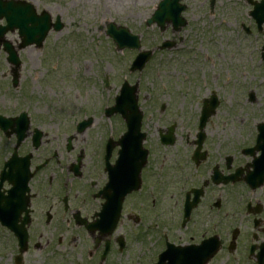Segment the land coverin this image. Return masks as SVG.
Wrapping results in <instances>:
<instances>
[{
	"label": "rangeland",
	"instance_id": "1",
	"mask_svg": "<svg viewBox=\"0 0 264 264\" xmlns=\"http://www.w3.org/2000/svg\"><path fill=\"white\" fill-rule=\"evenodd\" d=\"M28 1L34 3L38 12L47 10L54 20L60 17L64 28L50 31L41 48L33 45L19 51L22 64L17 87L12 86V66L0 49V113L39 109L41 113L35 114L59 115L69 122L92 115V159L95 157L93 165L99 168L98 153L104 142L110 136L119 138L126 129L118 115L108 118L104 109L114 103L123 80L132 84L138 80V72H130L137 50H119L106 34L107 25L114 22L128 27L141 36V50H154L142 72L139 103L145 112L146 146L151 148L148 175L152 181L156 179V188L160 183L161 211L169 208L173 215L179 204L181 207L179 196L185 188L184 178L174 182L170 177L184 172L178 159L182 157L186 166V157L180 154H187L196 138L204 97L215 93L219 99L205 128V148L216 154L221 150L223 154L224 150L249 144L256 134L258 123L264 119V73L259 57L263 41H255L245 31V26L253 27L246 0H216L218 8L213 14L206 0H183L187 4L184 16L188 25L177 33L171 26L164 31L156 25L147 26L160 0ZM7 38L15 45L20 42L17 32L8 33ZM167 39L175 41L176 47L157 51V46ZM106 78L111 81L109 86L106 83L108 87ZM183 92L187 93V101ZM172 124L176 125V142L162 147L159 131ZM4 143L0 137V145ZM188 169L195 171L193 165ZM169 181L172 186L165 188ZM201 181L195 177L189 186ZM132 202L127 211L146 210L145 203ZM161 216L166 215H151L147 225L154 227ZM138 229L143 231L144 226ZM146 238L148 242L150 236ZM3 241L0 237V253L4 250ZM0 264H6L5 257H0Z\"/></svg>",
	"mask_w": 264,
	"mask_h": 264
},
{
	"label": "flooded vegetation",
	"instance_id": "2",
	"mask_svg": "<svg viewBox=\"0 0 264 264\" xmlns=\"http://www.w3.org/2000/svg\"><path fill=\"white\" fill-rule=\"evenodd\" d=\"M249 1L246 3L253 27L245 31L255 41H263L259 57L264 70V17L258 23L252 13L254 5ZM217 2L205 3L212 9ZM23 111L26 116L19 115L22 111L5 115L10 120L7 130L0 125V136L5 141V145H0V180L3 172L10 175L0 186V192L6 196L12 188L15 193L19 189L22 196L19 212L15 207L9 216L13 228L0 221V237L4 239L0 257H5L6 264H159L169 245H172L170 259L162 264H200L184 248L203 243L207 248L203 258H208V251L219 243L207 264H264V183L254 190L244 180L256 168L264 170V160H257L262 151L256 155L252 151L257 147V132L249 144L234 152L224 150L222 154L218 150L216 154L213 149L203 148L198 166L192 159L195 147L180 154L186 157V164L197 168L193 173L180 171L170 178L174 182L181 181V176L184 181L201 178V183L189 191L205 184L203 195L187 219L184 204L189 191L184 201L179 196L183 201L180 211L176 209L173 215L169 208L161 211L160 183L156 188V179L152 181L147 170L151 157L140 170L138 164L131 173L125 169L123 181L128 185L131 179L141 180V188L126 197L114 231L101 234L95 229L90 231L89 226L105 216L101 213L103 190L107 185L108 194L116 196L119 177H112L114 181L109 186L103 148L98 153L100 167L93 165L92 115L69 122L59 115L35 114L41 113L39 109ZM117 153L118 148H114L110 164L116 163ZM178 162L185 166L182 157ZM224 178L236 180L225 184ZM132 200L134 204L145 203L146 210L127 211ZM189 200L193 202L192 196ZM150 213L166 216H161L159 222L156 220L153 227L147 225ZM137 225L144 226V230ZM22 234L27 236L25 246L20 244ZM146 236H150L148 242ZM138 243L140 251L136 248Z\"/></svg>",
	"mask_w": 264,
	"mask_h": 264
},
{
	"label": "water",
	"instance_id": "3",
	"mask_svg": "<svg viewBox=\"0 0 264 264\" xmlns=\"http://www.w3.org/2000/svg\"><path fill=\"white\" fill-rule=\"evenodd\" d=\"M178 2L179 0H163L148 23L151 24L156 21L162 26L165 22L170 21H172L175 26L186 24V21L181 17L184 6H179ZM3 16H6L10 25L5 28L0 26V36L2 37L8 29L14 30L15 27H19L21 35L23 36V46L31 43L42 44L47 32L51 28L50 16L46 13L37 16L33 5L30 3L15 1L4 2V0H0V18ZM58 22L59 23L55 24L56 29L61 28L60 18H58ZM109 34L114 36L121 47L125 45L140 47L138 42L139 37L132 36L127 28H117L114 24H110ZM6 46L8 50L12 49L8 44ZM150 54V52H146L139 55L136 62H140V68H142L149 59ZM135 91L136 88H133L129 93H122L118 98L117 108L123 112L129 122L130 133L128 135L126 134V138L128 139H132L135 134L138 133L137 131H139L142 114L138 112L136 104L129 103L128 106H124V103L119 104V102L127 99L136 101ZM139 149H141V142L139 144Z\"/></svg>",
	"mask_w": 264,
	"mask_h": 264
}]
</instances>
